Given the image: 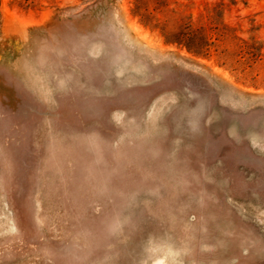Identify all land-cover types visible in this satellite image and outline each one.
I'll return each mask as SVG.
<instances>
[{
    "label": "rangeland",
    "instance_id": "obj_1",
    "mask_svg": "<svg viewBox=\"0 0 264 264\" xmlns=\"http://www.w3.org/2000/svg\"><path fill=\"white\" fill-rule=\"evenodd\" d=\"M0 264H264V0H0Z\"/></svg>",
    "mask_w": 264,
    "mask_h": 264
}]
</instances>
